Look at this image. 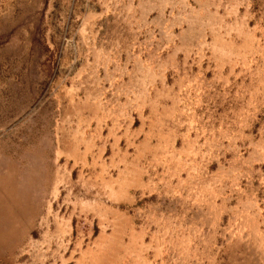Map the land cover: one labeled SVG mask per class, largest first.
Returning a JSON list of instances; mask_svg holds the SVG:
<instances>
[{
  "label": "rangeland",
  "instance_id": "1",
  "mask_svg": "<svg viewBox=\"0 0 264 264\" xmlns=\"http://www.w3.org/2000/svg\"><path fill=\"white\" fill-rule=\"evenodd\" d=\"M74 1L0 0V264H264V20L245 40L261 67L187 71L168 127L131 155L127 201L110 204L115 167L97 178L96 151L74 149L117 107L101 87L91 125L84 97L100 90L72 86L105 56L76 36Z\"/></svg>",
  "mask_w": 264,
  "mask_h": 264
},
{
  "label": "crops",
  "instance_id": "2",
  "mask_svg": "<svg viewBox=\"0 0 264 264\" xmlns=\"http://www.w3.org/2000/svg\"><path fill=\"white\" fill-rule=\"evenodd\" d=\"M74 5L82 6L76 36L88 37L92 50L105 55L99 57L97 78L85 81L83 72L73 78L72 86L88 84L100 90L84 97L90 102L91 125L95 117L96 125L102 124L92 112L100 110L101 87L117 97V107L105 117L110 124L100 132L96 126L92 140L75 143L74 149L80 155L96 151L87 164L95 167L92 175L97 178L115 167L107 203H123L134 179L131 155L151 146L155 126L168 127L176 86L188 80L187 71L224 70L232 77L235 71L261 67L250 63L257 51L245 40L250 38L249 23L264 20V0H75ZM111 38L116 39L113 44ZM100 136L105 141L97 142ZM109 149L110 156L101 158ZM128 222L121 211L109 219L117 230Z\"/></svg>",
  "mask_w": 264,
  "mask_h": 264
},
{
  "label": "bare ground",
  "instance_id": "3",
  "mask_svg": "<svg viewBox=\"0 0 264 264\" xmlns=\"http://www.w3.org/2000/svg\"><path fill=\"white\" fill-rule=\"evenodd\" d=\"M1 180H3V181H5L4 179H1ZM12 181V180H11ZM11 185V184H10ZM17 188V187H16ZM18 189V188H17ZM17 189H15V190H17ZM5 190V189H4ZM14 190V189H13ZM10 191V190H9ZM11 195V194H10ZM12 196V195H11Z\"/></svg>",
  "mask_w": 264,
  "mask_h": 264
}]
</instances>
